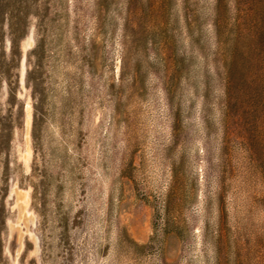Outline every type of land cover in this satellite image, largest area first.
<instances>
[{
    "label": "rangeland",
    "instance_id": "374dc122",
    "mask_svg": "<svg viewBox=\"0 0 264 264\" xmlns=\"http://www.w3.org/2000/svg\"><path fill=\"white\" fill-rule=\"evenodd\" d=\"M0 264H264V0H0Z\"/></svg>",
    "mask_w": 264,
    "mask_h": 264
},
{
    "label": "bare ground",
    "instance_id": "6f19581e",
    "mask_svg": "<svg viewBox=\"0 0 264 264\" xmlns=\"http://www.w3.org/2000/svg\"><path fill=\"white\" fill-rule=\"evenodd\" d=\"M28 107V106H27ZM28 120H29V115H27V118H26V122L28 123ZM25 193V192H24ZM21 195V194H19ZM18 197V196H17ZM20 197V196H19ZM23 205V204H22ZM23 208V207H22ZM25 208V207H24Z\"/></svg>",
    "mask_w": 264,
    "mask_h": 264
}]
</instances>
